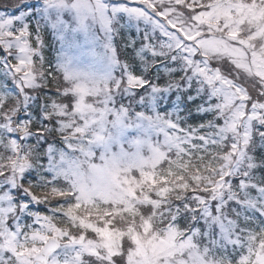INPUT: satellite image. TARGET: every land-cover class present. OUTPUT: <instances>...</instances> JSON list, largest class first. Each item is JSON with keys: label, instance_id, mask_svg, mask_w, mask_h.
Segmentation results:
<instances>
[{"label": "snow or ice", "instance_id": "1", "mask_svg": "<svg viewBox=\"0 0 264 264\" xmlns=\"http://www.w3.org/2000/svg\"><path fill=\"white\" fill-rule=\"evenodd\" d=\"M0 8V264H264V0Z\"/></svg>", "mask_w": 264, "mask_h": 264}, {"label": "rangeland", "instance_id": "2", "mask_svg": "<svg viewBox=\"0 0 264 264\" xmlns=\"http://www.w3.org/2000/svg\"><path fill=\"white\" fill-rule=\"evenodd\" d=\"M11 0H0V5L4 4V3H10ZM0 10H3L2 8H0ZM134 31V30H133Z\"/></svg>", "mask_w": 264, "mask_h": 264}]
</instances>
